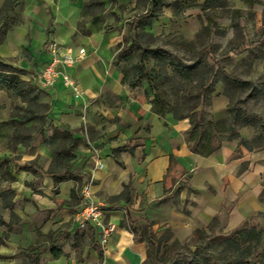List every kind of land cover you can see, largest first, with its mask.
<instances>
[{"label":"crops","instance_id":"crops-1","mask_svg":"<svg viewBox=\"0 0 264 264\" xmlns=\"http://www.w3.org/2000/svg\"><path fill=\"white\" fill-rule=\"evenodd\" d=\"M229 1L242 13L235 21L240 26L230 16L223 36L213 34L214 44L235 43L230 64L240 80H264V0L253 7ZM151 2L22 0L16 9L0 59L40 88L47 109L45 122L22 121L12 113L25 103L0 88V264H144L148 246L128 227L129 217L135 227L151 221L156 233L169 229L181 243L215 222L229 233L249 222L264 237V147L250 150L233 140L217 154H195L188 145L189 120L157 114L148 83L125 81L120 53L129 36L179 35L189 42L208 24L200 8L185 14L191 30L169 6L152 17ZM53 42L78 59L59 71L79 84V95L62 75L49 89L39 82ZM229 105L220 86L206 110L218 121L230 117ZM19 127L33 129L30 141L14 143ZM60 130L73 141L57 139ZM240 135L251 141L255 129L247 126ZM71 148L74 158L57 169L56 153ZM86 184L118 228L106 246L97 228L80 225Z\"/></svg>","mask_w":264,"mask_h":264},{"label":"trees","instance_id":"trees-1","mask_svg":"<svg viewBox=\"0 0 264 264\" xmlns=\"http://www.w3.org/2000/svg\"><path fill=\"white\" fill-rule=\"evenodd\" d=\"M241 1L249 4L250 7L258 4V2L255 0ZM151 3L153 4V8L149 11V13H151L152 17H157L159 15V13L162 11V6H169L173 8L170 4H167L165 0H152ZM232 7L233 6L229 0H202L201 4L197 8H200L205 12V19L208 24H204L199 37H211L213 34H217L211 30L215 25L214 21L216 13L220 9H226L228 11L231 10L232 12L230 16L232 18V22L235 23L236 27H239L240 25L236 24L235 21H238L242 17V13L241 11ZM209 10L213 11L211 15L206 13ZM10 27L7 29L9 30ZM223 34L224 32L222 31V36ZM4 37L0 40V42L4 39ZM146 37H149L154 41H157L158 38L160 39V37L154 38L146 33H144V35L134 34L126 39V45L120 53L121 61L124 62L123 69L125 73V81L133 86L145 82L148 83L153 97V111H155L157 114L165 115L167 113H172L178 119L189 120L191 128L187 135V139L190 150L193 153L204 157L211 156L217 154L224 141L233 140H238L239 145L244 146L247 149H258V147H254V144L258 142L259 138L254 136L253 140L246 141L241 137L240 131L247 126L253 127L254 125L252 122H257L261 125H264L262 119L256 115L249 114V110L246 108H239L236 113L230 109L229 118L216 121L206 110V108L211 106L212 98L217 93V89L220 87L219 85L225 84L224 81L219 79L220 75L224 80L227 81L228 84H233L232 86L234 88L237 87V84H241V87H243L242 85L251 81L245 82L240 80L236 75L232 74V68L230 69L226 65H223V63L212 58V64L209 61L204 63L205 68L202 70V75L208 78H204L206 83L203 82L200 87L201 94L204 92H210L213 95L209 99V102H202L200 97H194L191 100L188 99V101L185 103V110L187 111V114L185 115L179 114V111L176 110L165 111L163 99L157 96L155 76H158L162 73V69L158 71L157 67L159 64L160 68H163V66L167 64L168 59L162 57L163 53H161L162 49L160 47L152 48L151 45L145 43L144 38ZM181 44L185 46L184 39H181ZM203 51L206 52V54H208L210 57L213 53L209 49H206V47L203 48ZM136 59L137 62L133 65V62ZM230 62L231 59L229 63ZM152 64L153 66L151 67ZM22 73L23 71L21 69L16 67L14 68L10 64L0 59V88L2 87L11 94L19 96L25 104L35 102L40 88L33 82L29 83L23 81L21 79ZM261 91L256 86H254L250 89V97H261L263 95L261 94ZM224 92L231 100V96L228 94V92L225 90ZM19 111H23V114L28 115L23 116L21 119L22 121L34 120L36 124L39 122H45L44 120L46 115L40 116V114L35 113L31 109L28 111L19 109ZM18 114L20 115V113ZM32 131L33 129L29 130L19 127L16 130L13 138L14 143L30 141L32 137ZM54 136L57 139L61 138L62 140H67L70 138L71 142L73 141L72 136L68 132H62L61 130L56 131ZM72 148L69 151L56 153V157L59 158L57 169L61 170L66 168L67 163H69L74 158L72 154ZM2 168L3 164H0V170H2ZM128 222V227L132 233H134L136 239L140 242H145L148 246V259L144 264H171L173 261H182L184 264H197L194 262L193 256H186L175 251V246L181 244V242L173 238V235L169 229H165L161 234H159L153 230L152 226L154 225V222L147 221L140 227L133 226L130 217L128 218ZM215 223L218 225L217 222ZM197 231L195 234H197ZM228 239L231 246L234 247V251L232 252L233 254L231 259L222 262V264H264V237L263 233L258 231L256 225L246 222L244 225L233 231V236ZM210 264H219L215 261L212 255H210Z\"/></svg>","mask_w":264,"mask_h":264},{"label":"rangeland","instance_id":"rangeland-1","mask_svg":"<svg viewBox=\"0 0 264 264\" xmlns=\"http://www.w3.org/2000/svg\"><path fill=\"white\" fill-rule=\"evenodd\" d=\"M22 0H0V40L4 37L7 28L11 26L15 19V11L21 5ZM167 4H170L175 10L177 17L183 14V24L190 23L187 20L185 14L195 15L197 13L196 8L201 4L202 0H165ZM231 10L220 9L215 16V25L211 30L217 33V36H222L223 25L228 24L227 19L231 15ZM194 24L190 23L189 29H194ZM145 43L151 45L152 48L160 47L163 53L162 57L168 59L167 64L160 68V64L157 67L158 71L162 69V73L155 76V86L157 87V96L161 97L164 102L165 111L176 110L179 114L185 115L186 101L191 100L194 97H200L202 102L208 103L209 99L213 96L210 92H204L201 94V84L204 81L202 70H204L205 62H212V58L216 61L223 63L230 69L232 68L229 63L231 56L229 49L231 44H214L215 37L197 35L195 32L191 34L190 41L185 40V46L181 44L179 35H173L172 37H160L157 41L152 40L149 37L144 38ZM238 43H242L243 39L238 37ZM215 45V46H214ZM209 49L212 53L211 57L203 51V48ZM211 58V60H210ZM137 62V59L133 62V65ZM160 63V62H159ZM162 64V63H161ZM233 69V68H232ZM245 77V76H244ZM219 79L224 81L225 84L219 86L228 92L231 96L229 109L233 112H237L239 108H246L249 110V114L256 115L264 122V80L258 82H246L242 85L237 84V87H233V84H228L226 80L219 76ZM206 80V79H205ZM240 86V87H239ZM254 86L260 88L261 97H250V89ZM237 88V89H236ZM242 88V89H240ZM216 93V92H215ZM155 96V95H154ZM19 109L32 110L40 116H45L47 105L41 103L39 97L35 102L27 104H18L17 110L12 114L20 113ZM28 116L26 114H21ZM255 129V137L259 140L254 144V147L262 148L264 146V125L257 122H252ZM233 236V232H224L220 225L216 223L211 224L207 229L200 228L193 239L186 243H181L175 246V251L186 256H193V260L197 264H210V255H212L215 261L222 264L224 261H228L232 257L234 247L231 246L229 239ZM171 264H184L182 261H173Z\"/></svg>","mask_w":264,"mask_h":264},{"label":"built area","instance_id":"built-area-1","mask_svg":"<svg viewBox=\"0 0 264 264\" xmlns=\"http://www.w3.org/2000/svg\"><path fill=\"white\" fill-rule=\"evenodd\" d=\"M47 52L51 56V61L47 63L39 75V82L43 88L49 89L54 86L58 78L62 75L65 85H68L76 95L81 93L80 86L69 75L59 71L60 66L72 67L78 59L72 56L70 49H63L59 43L53 42L48 45ZM84 50L80 51V57L84 56ZM81 205L77 211L82 228L92 226L99 230L101 243L106 246L107 241L117 231V226L107 221L106 206L99 204L92 197L91 186L86 184L81 190Z\"/></svg>","mask_w":264,"mask_h":264}]
</instances>
